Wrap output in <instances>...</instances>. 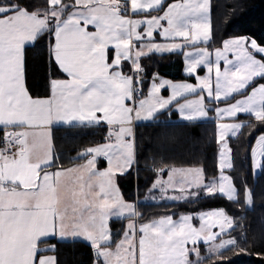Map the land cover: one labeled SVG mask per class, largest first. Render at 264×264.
Returning <instances> with one entry per match:
<instances>
[{"label": "snow or ice", "instance_id": "obj_1", "mask_svg": "<svg viewBox=\"0 0 264 264\" xmlns=\"http://www.w3.org/2000/svg\"><path fill=\"white\" fill-rule=\"evenodd\" d=\"M212 9V0H0V264H60L57 245L69 241L87 244L93 264H206L213 257L230 264L225 251L252 255L260 247L255 236L249 241L245 217L224 209L141 222L140 201L118 186L135 170L139 192L138 122L166 125L158 117L168 113L191 123L214 113L218 176L144 157L155 175L145 200L222 196L239 210L251 206L247 182L241 190L226 174L234 169L227 137L260 126L251 169L254 178L264 171V41H215ZM29 49L48 69L43 95L27 87ZM157 55L182 56L187 79L149 76L143 60ZM102 124L104 142L65 167L54 132ZM114 220L123 222L118 239ZM255 254L264 264V247Z\"/></svg>", "mask_w": 264, "mask_h": 264}, {"label": "trees", "instance_id": "obj_2", "mask_svg": "<svg viewBox=\"0 0 264 264\" xmlns=\"http://www.w3.org/2000/svg\"><path fill=\"white\" fill-rule=\"evenodd\" d=\"M39 3V0H37ZM212 23L215 41L233 36H246L264 41V0H212ZM215 47V44L212 45ZM37 50H28L27 87L33 96L44 94L45 76L48 69L40 64L36 56ZM143 65L148 75L158 71L161 76L174 81H184L187 77L182 71V56L164 55L154 56L151 60L144 59ZM194 78L188 82H193ZM176 115L165 113L158 117L167 124L139 123L135 128L137 154L141 157L139 172V192L137 193L136 172L132 177H121L118 186L121 193L130 201L139 200V211L143 214V221L159 218L161 215L175 213L177 218L181 214L198 213L214 209H224L230 216L245 217L242 221L249 241L256 237L260 247H264V171L252 174L250 163L251 147L261 128L253 131L250 128L242 129L236 138H229V147L232 150L234 169L228 170V174L234 179L235 185L243 189V181H246L253 192L251 206L239 210V206L227 201L222 196L201 198L189 204H176L172 202L155 203L145 200L146 193L151 182L155 179L152 171L145 168L144 157L155 156L157 162L163 158L165 165L177 167L202 166L209 176H217L218 146L215 135V124L212 121L180 123L176 121ZM68 130L60 128L54 132L55 149L61 156L65 167H72L76 163H83L76 159L77 154L88 146L104 142L106 127L71 129L73 135H67ZM3 133L0 132V142ZM151 164V160L148 161ZM166 173V172H165ZM164 173V175H165ZM123 222L113 221L111 228L113 238L118 239L117 233ZM240 234L237 228L234 236ZM203 248V246L201 245ZM257 247L252 255H237L232 251H225L222 259L230 261V264H257L260 251ZM57 255L60 264H93L92 250L83 242H67L57 245ZM215 257L206 261V264H214Z\"/></svg>", "mask_w": 264, "mask_h": 264}, {"label": "crops", "instance_id": "obj_3", "mask_svg": "<svg viewBox=\"0 0 264 264\" xmlns=\"http://www.w3.org/2000/svg\"><path fill=\"white\" fill-rule=\"evenodd\" d=\"M155 38H156V40H157L158 42H159L160 39H161V38L159 37L158 33L156 34ZM175 115H176V118H177V119H176L177 122H180V123H187V122L182 121V120L179 118V116H178L177 114H175ZM211 116H213L212 113L209 114V118L201 119V120H198V121H193V122H191V123H195V122H206V121H212L213 123H215V122H214V117L211 118ZM139 123H144V122H138V124H139ZM101 126L106 127V134H107V126H106V125H103V124H102ZM106 134H105V135H106ZM229 138H232V137H229ZM101 167H106V164H101ZM227 171H228V170H227ZM164 177H167V173H165ZM147 195H148V192L146 193V196H147ZM157 195H158V194H157ZM146 196H145V197H146ZM208 211H209V210H208ZM179 216H180V215H179ZM179 216H178V217H179ZM178 217H177V218H178ZM194 226L199 227V220H198V219L194 221ZM214 230H215V229H214ZM69 242H70V241H69ZM49 254H52V253H49Z\"/></svg>", "mask_w": 264, "mask_h": 264}, {"label": "rangeland", "instance_id": "obj_4", "mask_svg": "<svg viewBox=\"0 0 264 264\" xmlns=\"http://www.w3.org/2000/svg\"><path fill=\"white\" fill-rule=\"evenodd\" d=\"M184 74V73H183ZM201 75H203V72L201 71V73H200ZM191 83H195V80L193 81V82H191ZM162 94L166 97L169 93H168V91L167 90H165V91H163L162 92ZM212 115L213 116H211V118L212 117H214V113H212ZM248 119V117L247 116H245V115H241L240 117H239V120H241V121H243V120H247ZM214 122H215V117H214ZM223 122H231V121H228V120H225V121H223ZM215 124V123H214ZM215 133H216V127H215ZM229 137H231V136H229ZM229 137H227V139H229ZM256 140V139H255ZM217 142V141H216ZM254 143H255V141H254ZM254 143H253V145H254ZM252 145V146H253ZM217 146H218V151H219V145L217 144ZM250 153H251V151H250ZM217 157H218V154H217ZM217 163H218V159H217ZM250 163H251V157H250ZM218 170V169H217ZM226 171V174H228V171L227 170H225ZM257 173H259V171L257 172ZM256 173V174H257ZM218 174L219 173H217V176H218ZM252 174H253V171H252ZM164 179H167V177H163ZM172 193L170 192L169 193V195H171ZM146 201H150V202H153V201H151V200H146ZM167 202V201H166ZM199 213V212H198ZM202 245V244H201ZM203 246V245H202Z\"/></svg>", "mask_w": 264, "mask_h": 264}, {"label": "built area", "instance_id": "obj_5", "mask_svg": "<svg viewBox=\"0 0 264 264\" xmlns=\"http://www.w3.org/2000/svg\"><path fill=\"white\" fill-rule=\"evenodd\" d=\"M0 147H3V144H2V142H0Z\"/></svg>", "mask_w": 264, "mask_h": 264}]
</instances>
